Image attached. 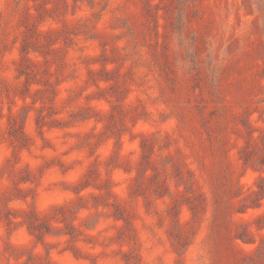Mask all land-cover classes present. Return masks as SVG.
<instances>
[{
	"label": "rangeland",
	"instance_id": "1",
	"mask_svg": "<svg viewBox=\"0 0 264 264\" xmlns=\"http://www.w3.org/2000/svg\"><path fill=\"white\" fill-rule=\"evenodd\" d=\"M0 264H264V0H0Z\"/></svg>",
	"mask_w": 264,
	"mask_h": 264
}]
</instances>
